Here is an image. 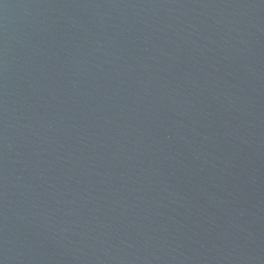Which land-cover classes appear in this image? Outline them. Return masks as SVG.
<instances>
[{"label": "water", "instance_id": "obj_1", "mask_svg": "<svg viewBox=\"0 0 264 264\" xmlns=\"http://www.w3.org/2000/svg\"><path fill=\"white\" fill-rule=\"evenodd\" d=\"M0 264H264V0H0Z\"/></svg>", "mask_w": 264, "mask_h": 264}]
</instances>
